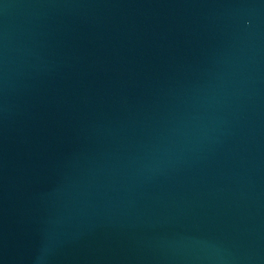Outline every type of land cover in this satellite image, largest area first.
<instances>
[{"label": "water", "instance_id": "obj_1", "mask_svg": "<svg viewBox=\"0 0 264 264\" xmlns=\"http://www.w3.org/2000/svg\"><path fill=\"white\" fill-rule=\"evenodd\" d=\"M0 264H264V0H0Z\"/></svg>", "mask_w": 264, "mask_h": 264}]
</instances>
